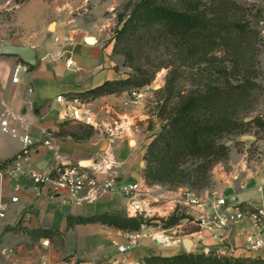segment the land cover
Listing matches in <instances>:
<instances>
[{"label":"crops","instance_id":"0c3cea01","mask_svg":"<svg viewBox=\"0 0 264 264\" xmlns=\"http://www.w3.org/2000/svg\"><path fill=\"white\" fill-rule=\"evenodd\" d=\"M12 1L1 0L0 6L7 8L6 5H11ZM28 1L15 3L13 9V21L22 33L0 36V46L6 42L22 43L39 46L42 51L36 66L24 64L15 55L0 53V197L6 205L5 218L0 222V261L25 264L21 255L27 242L39 239L40 242H51L56 254L67 256L62 264H72L76 260L92 264H142L146 256L184 252L181 243L184 235L196 240L195 252L207 247L214 253L226 249L229 255L264 257V248H247V237L256 230L249 220L236 221L214 232L199 227L200 216L211 221L208 207L201 212L198 208L178 204L185 218L167 228L152 219L155 224L143 230L144 236L138 245L123 253L117 246L124 243V229L99 222L77 223L68 227L67 216H90L103 212L126 215L129 198L119 191L103 193L94 199L87 198L85 192L54 191L48 186L33 183L26 169L44 170L58 164H76L95 173L99 179L111 175L120 181L137 182L143 191H147L142 196L146 207L137 213L143 219L166 218L165 209L175 205L180 189L187 187L161 192L158 185L147 184L142 175L143 155L155 135L148 138L147 134L151 133L154 121L161 122V118L155 116L153 104L156 102L151 91H143L141 103L137 106L122 104L128 91L80 98L79 103L72 107L73 114L66 111V101L56 100L58 95L69 99L106 80L126 77L127 71L121 56L113 52L114 44L109 35L100 29L84 26L61 32L57 21L55 31L48 32L49 13L37 14L30 9L27 16L21 14ZM33 5L35 7L36 3ZM29 24H35L37 29L29 32L26 28ZM87 35L94 36L96 41L86 42L84 37ZM65 40L71 44L65 45ZM64 52L74 58L75 67H66ZM18 64L22 67L17 73V81L13 82L14 69ZM261 117L264 121V111ZM3 119L8 121V127L15 128L16 135L2 131ZM48 130L52 131V136L49 143L44 144ZM24 135L36 141L34 148L28 157L13 161L22 148L21 137ZM84 161L90 163L82 165ZM107 163L111 166L108 174L100 171ZM213 180L217 183L216 189L206 197L233 196L249 208L264 207V189H258L264 182V161L253 166L242 158L232 169L216 172ZM12 195L17 196L16 202L10 201ZM195 221L198 227L191 226ZM33 229H51L56 233L51 238H36L27 232ZM155 235L170 237L171 241L161 244L152 238Z\"/></svg>","mask_w":264,"mask_h":264},{"label":"rangeland","instance_id":"374dc122","mask_svg":"<svg viewBox=\"0 0 264 264\" xmlns=\"http://www.w3.org/2000/svg\"><path fill=\"white\" fill-rule=\"evenodd\" d=\"M14 1L11 5L7 4V8L0 6V36L20 32L13 21V9L15 3H21L25 0ZM135 1L29 0L28 4L21 9V14L27 16L30 9L37 14L39 12L42 14L49 13L48 21L59 22V31L61 32L70 31L78 26L100 29L109 35V40H112L114 44L115 32L121 25V18L126 16ZM34 3H36L35 7ZM113 4L117 7L109 11L108 7ZM201 5L214 24L210 33L209 52L203 59L196 57L185 60L175 42L170 41L157 47L146 48L144 56L137 59L132 64L133 67L123 66L127 75L141 77L145 75L144 77L151 79L141 89L153 93V100L156 102L153 104L155 116L161 118V122L154 121L151 126V133L147 134L148 138L160 131L161 124L167 121L169 113L183 96L190 92L204 90L208 82H225L228 80L232 84L243 81L255 83L250 95L245 97L237 106L235 114L238 121L251 120V122L236 128L218 140V143L225 146L226 154L219 157V160L210 167H203L208 169L204 170V178L200 181H194L198 174L195 169L199 161L189 159L183 164L184 169L189 174L184 178L185 183L180 186H186L198 197L205 198L206 195L211 194L216 189L217 183L213 180L216 172L232 169L242 158L253 166L262 164L264 161V126H258L255 122L256 119H262L261 115L264 111V0H201ZM230 21L242 22L246 26V33L240 34L237 30H232L227 34H221L218 27L221 28L223 23ZM28 27L26 28L29 32L37 29L35 24H29ZM47 30L54 32L55 27L53 30L48 28ZM114 53L119 57L121 56L123 64V55ZM222 74L225 75L222 76ZM156 85H160V87ZM152 130L155 132L157 130V132ZM129 133L131 134V132ZM250 135L253 138H249ZM142 160L144 161V164L141 165L143 175L146 161L144 158ZM147 184L158 185L161 192L178 188L171 184ZM181 213L184 214V211L177 205L176 210L166 218L143 219L136 216L143 220L140 228L136 230L142 227L148 228L155 224L151 221L152 219L158 220L157 223L161 226L164 219L171 215L179 216ZM196 224L197 221L191 226H197ZM185 227H189V225ZM30 241L27 242L21 255L25 264H62L67 259L66 255L56 254L52 249L51 242L43 245V241L40 242L39 239H31ZM0 264H11V262L0 261Z\"/></svg>","mask_w":264,"mask_h":264},{"label":"trees","instance_id":"16d2710c","mask_svg":"<svg viewBox=\"0 0 264 264\" xmlns=\"http://www.w3.org/2000/svg\"><path fill=\"white\" fill-rule=\"evenodd\" d=\"M213 27L212 19L202 7L201 0H136L126 16L121 18V25L115 32L113 48L114 52L123 55V65L130 67L144 56L146 48L170 41L175 42L185 60L196 57L203 59L209 52ZM218 29L221 34L232 30H237L240 34L246 33V26L238 21L223 23ZM144 76L127 75L106 80L69 98H95L134 88L141 89L151 80ZM254 87L255 83L250 81L236 84L228 80L214 81L208 82L202 91L183 96L146 147L143 155L146 161L143 169L146 182L171 184L176 187L183 185L184 178L189 174L183 164L189 159L199 161L195 169L198 174L194 181L202 180L204 170L208 169L203 167H210L226 154L225 146L218 143V140L251 122L238 121L235 114L237 106L250 95ZM255 122L258 126H264L262 119H256ZM185 217L183 213L179 216L171 215L163 220L161 226L172 227ZM142 221L138 217L108 212L90 216H67L68 227L77 223L99 222L121 229L136 230L140 228ZM27 232L36 238H51L56 233L51 229H33ZM72 264L92 263L76 260ZM142 264H264V257L193 251L167 256H146Z\"/></svg>","mask_w":264,"mask_h":264},{"label":"built area","instance_id":"2783aa9c","mask_svg":"<svg viewBox=\"0 0 264 264\" xmlns=\"http://www.w3.org/2000/svg\"><path fill=\"white\" fill-rule=\"evenodd\" d=\"M65 45H70L71 41L65 40ZM65 58V65L67 68H73L76 66L74 58L67 55V52L62 53ZM25 64V63H24ZM27 65V64H26ZM22 67L18 64L14 69V74L12 81H17V73L19 68ZM143 95V90L134 88L128 91L127 98L122 102L124 106H137L141 103ZM58 102L64 100L67 102L66 111L73 114L72 107L74 104L79 103L78 98L64 99L62 95L56 97ZM2 131L16 135V130L13 127H8V121L3 119L1 121ZM52 136V131L48 130L45 132L44 144L49 143V138ZM22 148L18 152L13 161H18L32 152L36 141L24 135L21 137ZM111 169L109 163L104 165V169L107 171ZM26 173L33 183L48 186L54 191H60L64 193L76 194L85 192L86 197L89 199H94L97 195L103 193H111L113 191H119L123 196L129 198V202L135 207L137 213H141L145 205V199L142 197L147 194V191H143L137 182L128 183L120 181L115 176L107 175L103 179H99L95 173L88 172L84 168L74 165V164H58L54 167L47 168L44 170L36 169H26ZM108 174V173H107ZM260 191L264 189V182L258 186ZM18 200L16 195L10 197L11 202H16ZM157 202L159 199L156 200ZM149 204V203H148ZM178 204H183L186 206H192L198 208L203 212L206 207L210 211V222L207 219H203L200 216L198 221V226L201 228H209L213 232L217 228L227 226L236 221L249 220L250 225L256 230L253 231L247 237V248L249 250H260L264 248V207L259 208H249L248 206L238 202L233 196H207L205 198L198 197L189 189H180L179 198L175 205H169L166 208V214H171L177 208ZM6 205L0 197V222L5 218ZM146 229L142 227L139 230H129L124 229L122 235L124 237V243L119 244L117 249L119 252L123 253L129 248H134L138 245L141 237L144 236L143 230ZM216 233V232H215ZM215 235V234H214ZM152 238L159 241L161 244H167L171 241L170 237L164 235H155ZM43 245L48 244V240L43 241ZM203 251L208 253L211 251L209 248H204ZM217 255H229L228 250L221 249L217 251Z\"/></svg>","mask_w":264,"mask_h":264},{"label":"water","instance_id":"95a60500","mask_svg":"<svg viewBox=\"0 0 264 264\" xmlns=\"http://www.w3.org/2000/svg\"><path fill=\"white\" fill-rule=\"evenodd\" d=\"M116 7H117V5L113 4V5L108 7V10L109 11L114 10ZM54 24H55V21H51L48 24L47 28L49 30H53L54 26H52V25H54ZM84 40L88 43H94L96 41L95 37L91 36V35L85 36ZM0 53L7 54V55H15L23 63H25L29 66H36L38 64L40 57L42 56V51H41V48L39 46L30 45V44H22V43H10V42L3 43L0 46ZM79 70H82V69H79ZM156 86L160 87V85H156ZM75 112H76V115L79 116V112L77 110ZM246 120H248V118H246ZM249 138H253V136L250 135ZM89 163L90 162H88V161H84V162H82V165H88ZM126 216L127 217H136L137 216V210L135 209V207L130 202H128L126 205ZM181 243H182V246L184 248V252L190 253V252L194 251V246L196 244V240L189 235H184L181 238Z\"/></svg>","mask_w":264,"mask_h":264},{"label":"bare ground","instance_id":"6f19581e","mask_svg":"<svg viewBox=\"0 0 264 264\" xmlns=\"http://www.w3.org/2000/svg\"><path fill=\"white\" fill-rule=\"evenodd\" d=\"M52 26H54V27H55V24H54V25H52Z\"/></svg>","mask_w":264,"mask_h":264}]
</instances>
